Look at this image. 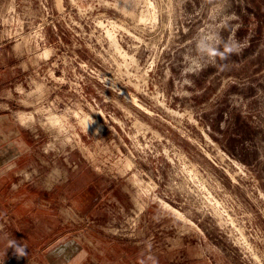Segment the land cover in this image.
I'll list each match as a JSON object with an SVG mask.
<instances>
[{"label": "rangeland", "instance_id": "374dc122", "mask_svg": "<svg viewBox=\"0 0 264 264\" xmlns=\"http://www.w3.org/2000/svg\"><path fill=\"white\" fill-rule=\"evenodd\" d=\"M0 264H264V0H0Z\"/></svg>", "mask_w": 264, "mask_h": 264}, {"label": "bare ground", "instance_id": "6f19581e", "mask_svg": "<svg viewBox=\"0 0 264 264\" xmlns=\"http://www.w3.org/2000/svg\"><path fill=\"white\" fill-rule=\"evenodd\" d=\"M112 38V37H111ZM123 94H126V93H123ZM134 98V97H132ZM129 99V98H128ZM131 101V100H130ZM133 101V100H132ZM129 102V101H128ZM134 102H136L134 100ZM136 105V104H135ZM134 105V106H135ZM21 122L24 121L23 117H19ZM30 119V118H29ZM80 121V120H79ZM47 123L49 124L48 126H51L53 127V129H57L58 131H62V128H63V125H62V118L59 116V115H56L52 112H49L48 113V117H47ZM80 124L83 125V127L85 129H89L91 130L92 132H94L96 129H99L101 128V126L98 124V123H93L90 118L86 115L84 116L81 121H80ZM56 130V131H57ZM128 166V165H127ZM135 205H138L137 203Z\"/></svg>", "mask_w": 264, "mask_h": 264}, {"label": "clouds", "instance_id": "9594fccd", "mask_svg": "<svg viewBox=\"0 0 264 264\" xmlns=\"http://www.w3.org/2000/svg\"><path fill=\"white\" fill-rule=\"evenodd\" d=\"M17 247H21V246L18 245ZM22 250H23V249L21 248V251H22Z\"/></svg>", "mask_w": 264, "mask_h": 264}, {"label": "crops", "instance_id": "0c3cea01", "mask_svg": "<svg viewBox=\"0 0 264 264\" xmlns=\"http://www.w3.org/2000/svg\"><path fill=\"white\" fill-rule=\"evenodd\" d=\"M85 193H88V192H85Z\"/></svg>", "mask_w": 264, "mask_h": 264}]
</instances>
